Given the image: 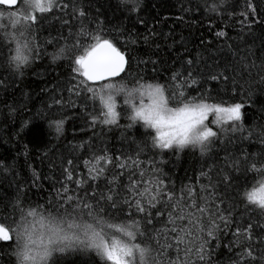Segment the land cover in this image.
<instances>
[{"label": "snow or ice", "instance_id": "6c2138e0", "mask_svg": "<svg viewBox=\"0 0 264 264\" xmlns=\"http://www.w3.org/2000/svg\"><path fill=\"white\" fill-rule=\"evenodd\" d=\"M121 2L130 4L132 12L140 6V0ZM82 3L83 0H0V40L9 42L10 53L15 45L12 59L18 66L29 57L38 58L44 46L55 49L48 53L54 62H67L69 97H52L62 117L50 120L57 134L62 132L66 108L81 112L92 126L117 125L118 118L124 115L130 121L127 127L139 123L155 133L146 134L140 142L132 141L138 154L144 153L147 167L133 161L129 168L120 163L123 151L121 156L111 157L104 148L94 154L84 176L75 172L74 161L69 159L68 166L62 165L63 181L58 180L60 186H54L55 211L51 210L52 201L47 206L26 205L20 198L24 193L18 188L16 200L4 206L10 207L14 226L0 222V248L9 250L10 264H17L21 255L33 264L51 255L50 264H60L64 256L75 251L94 253L101 264H217L213 259L216 248L228 232L232 239L223 247L229 254L234 253L229 264H264V123L245 128L238 123L240 104L225 107L223 102H207L215 97L205 85L227 77L226 70L201 73L191 70L193 62L189 61L183 71H172L170 78L161 83L157 61H152L151 74L146 65L143 75L133 73L132 61L118 37L99 35V29L89 30L86 26ZM203 5L206 12L222 13L226 8L235 12L240 3L203 0ZM240 15L249 19L258 15L254 0H245ZM77 20L79 26L74 23ZM45 25L49 35L37 46V31ZM65 28L69 29L67 35L63 34ZM217 36L225 33L220 31ZM261 68L264 69V56ZM129 76L135 80L131 88L123 83ZM145 78L154 82H141ZM64 90L59 87V91ZM120 96L127 106L123 112L117 111ZM97 100L99 110L94 104ZM89 102H93L91 111ZM210 116L215 130L208 123ZM253 137L262 145L259 152L240 149L237 155L230 150L237 140ZM217 142L223 145V160H217L207 171L201 169L197 192L182 189L178 198L156 157L164 150L179 153L189 145L198 146L202 157L217 155L213 153ZM88 164L85 161L86 167ZM249 174H254L255 183L245 187L242 196L238 181ZM233 188L237 191L230 194Z\"/></svg>", "mask_w": 264, "mask_h": 264}, {"label": "trees", "instance_id": "16d2710c", "mask_svg": "<svg viewBox=\"0 0 264 264\" xmlns=\"http://www.w3.org/2000/svg\"><path fill=\"white\" fill-rule=\"evenodd\" d=\"M239 3L235 12L226 8L222 13L206 12L203 0H140L135 12L130 11V4L121 0H83L82 8L86 10L85 24L89 30L99 29V35L118 37L122 50L132 61L130 71L133 73L143 75L146 65L147 73L151 74L152 61H157V78L161 83L170 78L172 71H183L189 61L193 62L191 70L201 73L226 70L227 77L221 76L219 81L210 80L205 85L215 97L207 102H223L225 107L240 104L241 118L238 123L250 128L264 123V69L261 68L264 56V0H254L258 15H252L250 19L240 15L245 0H239ZM74 23L79 26L80 21ZM49 31L47 25L38 29L37 46L46 41ZM220 31L225 36L218 37ZM68 32V28L63 29L64 35ZM8 44V41L0 40V222L8 227L14 226L11 209L4 206L16 200L18 188L24 193L20 198L25 200L26 205L47 206L52 201L51 210L55 211V187L60 186L58 180L63 181L62 165L68 166L69 159L74 161L72 167L75 172L84 176L88 174V167L92 166L94 154H99L97 150L104 148L109 150L111 157H119L123 151L125 155L120 163L127 164L129 168L133 161L145 163L147 167L144 153L138 154L132 141L140 142L146 134L154 136L155 133L139 123L127 127L130 121L124 115L118 118L117 125L92 126L90 119L81 112L66 108L62 132L57 134L55 125L50 126V120L62 117L59 106L53 105L52 97L55 95L59 99L63 96L65 100L69 97L66 88L70 69L67 62H51L48 53H53L55 49L44 46L40 48L42 54L38 58L33 57L22 73H15L4 66V60L10 54ZM217 65L219 67H215ZM141 82L154 81L145 78ZM123 83L131 88L135 80L129 76ZM59 87L65 90L61 92ZM123 100V96L117 98L118 112L127 108ZM94 104L99 110V101ZM92 105L93 102H89L90 111ZM128 111L130 114V109ZM211 120L209 125L215 130L216 125L211 124ZM147 138L150 143L151 137ZM217 143L218 148L213 149L217 155L202 157L199 151L186 148L179 153L164 150V154L156 157V162L170 181L169 187H175L178 198L182 189L191 188L197 192L201 169L207 171L217 160H223V145ZM261 147L253 137L245 141L237 140L230 150L239 155L240 149L256 153ZM85 161L89 162L87 167ZM253 177L254 174L240 177L239 191L251 187L255 183ZM33 183L37 186L33 187ZM236 191L233 188L230 194ZM231 239L230 232L222 235V244L216 248L213 258L217 264H229L230 255L234 253L229 254L223 245ZM56 256L59 257V254ZM0 264H10L6 247L0 248ZM60 264L101 262L94 253L85 255L75 251L64 256Z\"/></svg>", "mask_w": 264, "mask_h": 264}, {"label": "clouds", "instance_id": "9594fccd", "mask_svg": "<svg viewBox=\"0 0 264 264\" xmlns=\"http://www.w3.org/2000/svg\"><path fill=\"white\" fill-rule=\"evenodd\" d=\"M12 47H13V51H12V53H10V54L6 57V59L4 60V66H5L8 70H10V71H12V72H15V73H22V71H23V70H24V69L30 64V62H31V57H29V59L26 60L24 64H20V65L18 66V62L14 61V60L12 59V57L15 55V45L13 44ZM50 61H51V62H54V60H53V56H52V55H50ZM54 131L56 132L55 128H54ZM187 147L192 148V149H194V150H196V151H200V149H199L198 146L193 148V146L189 145V146H187ZM241 195H242V196H245L244 191L241 192ZM21 247H22V244H21ZM29 255H31V254H29ZM52 255H55V253H53ZM51 258H52L51 255H49V256L46 257V258L39 259V264H50V260H51ZM17 264H33V262H32V261H25V260L23 259V256L21 255V257H20L19 260L17 261Z\"/></svg>", "mask_w": 264, "mask_h": 264}, {"label": "rangeland", "instance_id": "374dc122", "mask_svg": "<svg viewBox=\"0 0 264 264\" xmlns=\"http://www.w3.org/2000/svg\"><path fill=\"white\" fill-rule=\"evenodd\" d=\"M210 119H213V117L210 116V117H209V120H210ZM208 123H209V121H208Z\"/></svg>", "mask_w": 264, "mask_h": 264}]
</instances>
